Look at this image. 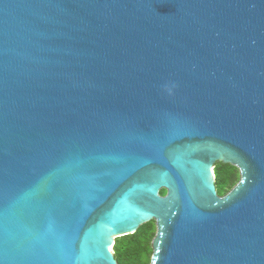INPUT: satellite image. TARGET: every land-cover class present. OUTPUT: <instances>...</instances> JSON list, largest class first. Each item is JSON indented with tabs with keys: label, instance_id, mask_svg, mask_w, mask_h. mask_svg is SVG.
<instances>
[{
	"label": "water",
	"instance_id": "obj_1",
	"mask_svg": "<svg viewBox=\"0 0 264 264\" xmlns=\"http://www.w3.org/2000/svg\"><path fill=\"white\" fill-rule=\"evenodd\" d=\"M149 222L150 264H264V0H0V264Z\"/></svg>",
	"mask_w": 264,
	"mask_h": 264
},
{
	"label": "trees",
	"instance_id": "obj_2",
	"mask_svg": "<svg viewBox=\"0 0 264 264\" xmlns=\"http://www.w3.org/2000/svg\"><path fill=\"white\" fill-rule=\"evenodd\" d=\"M228 166L230 167L231 165ZM230 168L234 169V175L232 177H229L224 164H215V185L218 194H222L227 191L230 187L233 186V184L231 185V183L236 180V169L233 166H231ZM153 223L154 222H149L140 226L135 234L123 236L114 244V257L118 264H127L126 261L130 257H134L135 264H146L147 260H144V256L146 255L148 248H151V241L154 237L150 236L149 229L150 225ZM147 264H150V259Z\"/></svg>",
	"mask_w": 264,
	"mask_h": 264
},
{
	"label": "rangeland",
	"instance_id": "obj_3",
	"mask_svg": "<svg viewBox=\"0 0 264 264\" xmlns=\"http://www.w3.org/2000/svg\"><path fill=\"white\" fill-rule=\"evenodd\" d=\"M213 170L215 171V168H213ZM239 178H240L239 171H237V174H236V180L233 181V182L231 183V185L233 184V185L235 186L236 183L239 181ZM162 192L164 193V191H162ZM149 229H150V236H154V234H155V224H154V223L151 224ZM120 239H121V237L116 238L114 244H115L117 241H119ZM110 247L112 248V251H113L114 256H115L114 245H113V246H110ZM151 252H152V251H151V248H148L147 253H146V255L144 256V260H147V261H146V264H147V262H148L149 259H150ZM134 262H135V261H134V257H133V258L130 257V258H128V260L126 261L127 264H135Z\"/></svg>",
	"mask_w": 264,
	"mask_h": 264
},
{
	"label": "flooded vegetation",
	"instance_id": "obj_4",
	"mask_svg": "<svg viewBox=\"0 0 264 264\" xmlns=\"http://www.w3.org/2000/svg\"><path fill=\"white\" fill-rule=\"evenodd\" d=\"M231 167V166H230ZM228 165H225V169H226V171H227V173H228V175H229V177H232L233 175H234V169L233 168H230ZM236 169V168H235ZM237 169L235 170V173L237 174ZM216 186V185H215ZM234 186V185H233ZM232 186V187H233ZM232 187H230L227 191H225L224 193H222V194H218L219 196H223V195H225V194H227L230 190H231V188ZM216 191H217V189H216ZM218 193V192H217ZM160 194H165V192L163 193L162 191L160 192Z\"/></svg>",
	"mask_w": 264,
	"mask_h": 264
}]
</instances>
